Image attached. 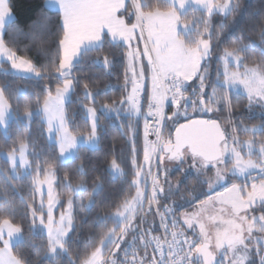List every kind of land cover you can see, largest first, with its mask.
<instances>
[{
    "label": "snow or ice",
    "instance_id": "obj_1",
    "mask_svg": "<svg viewBox=\"0 0 264 264\" xmlns=\"http://www.w3.org/2000/svg\"><path fill=\"white\" fill-rule=\"evenodd\" d=\"M46 10L57 16L55 39L50 18L41 14L23 33L28 44L21 48L15 35L4 39L14 16L10 0H0V69L36 82L0 84V159L9 166L0 168V264H29L17 254L25 247L48 264L65 256L68 264H255L253 249L264 264V12L244 20L240 0H46ZM33 49L36 57L28 55ZM117 54L124 64L118 98L90 75L97 66L111 75ZM85 64L89 72L82 71ZM77 95L83 99L70 116ZM241 99L249 111L260 108L259 124L249 126L237 115ZM78 114L83 127L75 125ZM37 119L47 155L32 137ZM116 122L129 133L130 167L115 155L106 156L103 167L92 163L87 154L100 151ZM61 169L66 191L57 192ZM189 177L207 192L192 195ZM109 178L126 182L128 191L96 215L101 230L90 233L73 260L77 220L98 199L107 200ZM23 183L31 192L21 198L28 235L8 196ZM186 190L193 210L180 211L172 197L184 200ZM61 197L66 204L57 217ZM38 236L44 237L39 244Z\"/></svg>",
    "mask_w": 264,
    "mask_h": 264
},
{
    "label": "trees",
    "instance_id": "obj_2",
    "mask_svg": "<svg viewBox=\"0 0 264 264\" xmlns=\"http://www.w3.org/2000/svg\"><path fill=\"white\" fill-rule=\"evenodd\" d=\"M240 3L242 9L245 10V15L243 17L244 20H248L249 16H251L252 21L259 20L260 17L255 14L264 12V0H240ZM10 4L14 15V23L4 34L5 41L11 42L13 36L15 35L19 47L23 48L26 44H28V40L25 37V35H23V33H27L29 31L32 22L36 20L38 17H40L41 14H45L50 18L52 22L50 24V28L53 33L51 39L52 40L55 39L57 16L54 10H46V0H10ZM235 18L237 20H240L241 16L238 14ZM232 19H233L232 17L229 18V23L231 22ZM220 20L221 17H215L213 19V23L218 24ZM17 29L20 30L19 33L16 32ZM248 34L249 33L247 32L245 33V35ZM239 35L240 33L237 31L234 34L233 38ZM10 46H12L11 43ZM28 55L36 57L37 53L35 49H33L31 52L28 53ZM146 63L147 61L145 60V64ZM207 64H208L209 79L215 80L216 68H217V65L215 63V57H213L210 61H208ZM3 67L7 68L8 65L5 64ZM82 71L89 72L90 71L89 65L85 64L84 66H82ZM123 72H124V64L119 54H117L115 68L112 71L111 75L105 74L104 71L99 66L92 68L90 71V75H92L99 89L107 92L108 96H115L118 98L121 95L120 86L123 83ZM3 83L11 84L13 87L17 85L23 86L24 84H28L31 87L36 86V82L34 80H20L12 77L11 75H5L3 69H0V84ZM146 83L150 87V79L146 80ZM82 99L83 97L78 95L73 97V104L69 109L70 116L73 113H78L79 103ZM97 107H99V105H97ZM235 111L238 116L244 117V122L249 126L253 124H259L261 122V118H260L261 110L258 109V107L254 106L253 109L249 111L247 109L246 99H241L240 107ZM196 116L201 117L199 114H196ZM250 116L252 117L251 119L248 118ZM83 123L84 121L82 114L76 115L75 125L83 127ZM38 125H39V120L37 119V121L32 125V137L36 141L37 150L43 151V154L47 155L46 139L45 136L41 134ZM13 131H15L14 127H13ZM137 135H138L137 147L138 149H140V158L142 159V148H143L142 120L139 123L137 129ZM0 142H3L2 135H0ZM130 148L131 145L129 143V133L127 132V129L121 127L119 122H116L113 126H110L107 129L106 133L103 135V138L100 143V151L89 152L87 155L91 157L92 163H100L101 167H103V161L105 157L107 156V158L110 159L112 155H115L119 159L123 160L125 163V167H130ZM8 167L9 166L7 165V163L3 159H0V168H3L6 171ZM169 167H172V165H169ZM63 174H64L63 169H61L57 174L58 175L57 186H56L57 192L66 191L63 186ZM176 178L177 177L173 175V182H175ZM79 179L80 178L78 176L73 177L74 182H78ZM87 179H88V186L90 189L91 178L89 177ZM129 179H131V177H129ZM187 188L196 189V192H194L192 195H198L201 192H207V186L204 185L201 188L200 186L196 185L193 182L192 177H189V180L187 181ZM127 191H128V184L126 182H123L121 180L111 181L109 178V181L106 182L105 192L103 194L105 197H107V200L104 203H102L101 200L98 199L97 205L93 209V211L89 213L84 220H80L79 218L77 220L79 227L77 228L75 234L73 235L72 241L70 243V250L73 260H76L77 253H81V254L83 253L85 244L88 241V237L90 233L99 232L101 230L102 226L99 224V222L95 220L96 215L97 214L102 215L103 214L102 209L105 208L106 203L112 201H118L122 199L123 195ZM183 195L185 197L184 200H180L179 194L172 197L173 200H176L183 205L180 211L182 209H189L193 206L191 203L188 202L192 200V195H189V192L187 190L184 191ZM8 196L9 199L12 200L14 205L18 209H20L16 222H23L25 228V235H28L27 233L28 221L23 219V208L21 205V198H23L24 200L30 199L31 197L30 188L28 187L27 183L18 184L15 191L12 190L8 191ZM204 198L205 197L203 195H200V199H204ZM170 202L171 201H169V203ZM38 203H39V199L37 196V204ZM65 204H66V197H61L60 203L58 204L56 210L57 215L64 209ZM78 211H79L78 207H75L74 212L78 213ZM43 238H44L43 236H38L36 239V243L39 244ZM252 253H255V249H253ZM17 254L22 256L27 261H29V264H48L46 260L42 261L41 259H38L35 254V250L31 247H25L19 250ZM57 264H68V257L67 256L61 257L57 262Z\"/></svg>",
    "mask_w": 264,
    "mask_h": 264
},
{
    "label": "rangeland",
    "instance_id": "obj_3",
    "mask_svg": "<svg viewBox=\"0 0 264 264\" xmlns=\"http://www.w3.org/2000/svg\"><path fill=\"white\" fill-rule=\"evenodd\" d=\"M141 43H142V42H141ZM133 44L136 45V44H137V41H134ZM140 48H141V49L143 48V43H142V46L140 45ZM194 82H196V81H193V82H190V83H194ZM256 107H258V106H256ZM258 109H260V108L258 107ZM169 131H170V129H169ZM210 174H211V173H210ZM221 190H222V189H217V191H221ZM56 191H57V190H56ZM213 194H214V193H213ZM45 197H46V188H45ZM38 199H39V196H38ZM57 206H58V204H57ZM57 206H56V210H57ZM56 210H55V215L58 217L60 213L57 215ZM184 210L191 211V210H193V206H192L191 208H189V209H182L181 211H184ZM62 211H63V210H62ZM257 215H258V213H257ZM257 235H258V233H257ZM259 235H260V234H259ZM251 259L254 260L255 264H259L260 257L257 256L255 253H252V257H251Z\"/></svg>",
    "mask_w": 264,
    "mask_h": 264
},
{
    "label": "built area",
    "instance_id": "obj_4",
    "mask_svg": "<svg viewBox=\"0 0 264 264\" xmlns=\"http://www.w3.org/2000/svg\"><path fill=\"white\" fill-rule=\"evenodd\" d=\"M147 84V83H146ZM146 106V105H145ZM193 115V118L194 117H196V114L195 113H193L192 114ZM181 122H184L183 120H181ZM170 131L174 134V128H170ZM150 139H154L155 137H149ZM152 218L151 217H149V220H151ZM155 225L156 226H158L159 225V218L157 217L156 219H155Z\"/></svg>",
    "mask_w": 264,
    "mask_h": 264
},
{
    "label": "crops",
    "instance_id": "obj_5",
    "mask_svg": "<svg viewBox=\"0 0 264 264\" xmlns=\"http://www.w3.org/2000/svg\"><path fill=\"white\" fill-rule=\"evenodd\" d=\"M12 13H13V12H12ZM13 16H14V15H13ZM137 43H138V42H137ZM140 45L142 46V43H141V42L139 43V47H140ZM144 62H145V61H144ZM146 75H147V74H146Z\"/></svg>",
    "mask_w": 264,
    "mask_h": 264
},
{
    "label": "water",
    "instance_id": "obj_6",
    "mask_svg": "<svg viewBox=\"0 0 264 264\" xmlns=\"http://www.w3.org/2000/svg\"><path fill=\"white\" fill-rule=\"evenodd\" d=\"M195 118H206V117H202V116H201V117H195ZM173 135H174V134H173Z\"/></svg>",
    "mask_w": 264,
    "mask_h": 264
}]
</instances>
